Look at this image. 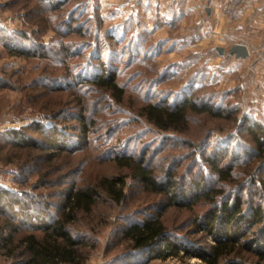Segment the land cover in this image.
I'll return each mask as SVG.
<instances>
[{
  "label": "rangeland",
  "instance_id": "374dc122",
  "mask_svg": "<svg viewBox=\"0 0 264 264\" xmlns=\"http://www.w3.org/2000/svg\"><path fill=\"white\" fill-rule=\"evenodd\" d=\"M147 1L0 0V188L8 192L0 195V224L14 218L18 240L32 229L17 216L13 199L41 207L52 221L68 191L123 177L122 201L102 192L92 210L70 224L87 243L83 264H203L195 251L217 243L215 233L227 230L223 206L238 199L243 219L235 233L229 230L237 238L232 255L264 264V215L254 218L264 209V156L252 139L255 123L264 134L263 59H237L228 51L234 40L221 30L203 19L183 24L169 0H156L154 8ZM5 42L24 53H10ZM109 71L123 89L120 97L95 82ZM187 101L220 115L189 111L185 130H162L142 110L148 103ZM57 128L78 148H48L45 134ZM12 130L30 141L17 143ZM121 157L143 160L159 187L169 178L174 186L145 185L117 162ZM219 169L230 171L227 179ZM181 189L189 205L169 198ZM213 211L220 214L215 233L201 226ZM154 219L181 246L178 254L151 258L148 248L133 247L124 235ZM11 262L0 250V264Z\"/></svg>",
  "mask_w": 264,
  "mask_h": 264
},
{
  "label": "trees",
  "instance_id": "16d2710c",
  "mask_svg": "<svg viewBox=\"0 0 264 264\" xmlns=\"http://www.w3.org/2000/svg\"><path fill=\"white\" fill-rule=\"evenodd\" d=\"M77 30L80 31L81 27ZM11 44L8 42L4 43L10 53L20 55L24 53L22 50L17 49L16 45ZM95 82L97 85L113 90L114 93L119 92V97L123 93V89L115 81L113 71H109L106 75H101ZM142 110L147 120L162 130H185L188 127L189 111L220 115L218 111H213L207 105H196L191 101L184 102L180 106L175 107L148 103ZM255 126L259 131L252 132V139L259 149L258 153L264 156L263 128L257 123H255ZM11 133H13L14 140L19 144L25 145L30 141L26 133L21 130H12ZM44 144L56 153L72 152L78 148V142L70 138V135L66 131L59 130L58 128L57 130L52 129L50 133L45 134ZM56 153H53V155ZM124 160L122 157L117 158V162L121 166L131 167L133 177L138 178L145 185L152 186L155 189L163 188L164 190H167L170 186H174V181L169 178L166 184L159 187L152 171L143 165V160H135L134 164ZM209 160L213 167L217 169L214 165V160L211 158ZM219 170L223 173L226 172L223 179H227L230 171ZM125 184L126 181L123 177H104L97 183L76 187L74 190L68 191L64 194L66 199L62 214L52 221L45 218L44 210L41 207L32 206V208L28 203L13 199L11 201L13 207L16 204L19 205V207H14L18 211L17 216L21 218L23 223L28 224L32 231L16 240L14 235L19 230V227L13 223L14 218L12 219L13 221L11 220L12 222L7 221L4 224H0V250L7 258L12 260L11 264H83L89 254L85 250L87 243L73 234L70 224L77 219L80 212L89 213L102 195V192H106L112 199L118 202L122 201L125 196ZM2 194H8L7 190L0 188V195ZM184 194L188 193H185V190L181 189L180 193L175 196L171 194L169 198L172 200V203L178 198V203L175 201V204L186 206L190 204L192 199L190 200V195L184 197ZM179 197L181 198L180 200ZM239 204L238 199L231 208L227 204L223 206L226 214L222 216V220L223 224H226L227 227V230L222 233L223 235H221V230L215 233V222L220 215L218 211L210 212L207 220L201 224L206 230L215 233L217 240V243L208 250L195 251L204 260L203 264H251L238 255H232L236 249L237 238L233 233L229 235V230L233 228V232L235 233L242 222L243 218L238 216ZM263 215L264 209L261 211V208H259L254 214V218H260ZM8 230L10 234L5 235V232ZM262 232H264V229ZM124 235L132 242L133 247L140 249L148 248L152 255L151 258L165 257L170 254L176 255L179 252L178 248L181 247L169 239L166 228L160 219L146 220L142 224L131 225ZM222 236L225 237L223 242H221ZM183 248L188 252V247L183 246ZM249 249V251H252L251 244L249 245ZM260 255V258L264 259V253L261 252Z\"/></svg>",
  "mask_w": 264,
  "mask_h": 264
},
{
  "label": "crops",
  "instance_id": "0c3cea01",
  "mask_svg": "<svg viewBox=\"0 0 264 264\" xmlns=\"http://www.w3.org/2000/svg\"><path fill=\"white\" fill-rule=\"evenodd\" d=\"M150 1L151 8H154L156 0ZM217 3L218 0H169V9L179 10L181 22L185 25L203 19L206 27L221 30L227 37L232 38L234 41L231 46L236 43L246 44L250 59L257 54L263 59L258 65L263 70L260 73L264 75V0H243L242 12L235 18L222 13Z\"/></svg>",
  "mask_w": 264,
  "mask_h": 264
},
{
  "label": "built area",
  "instance_id": "2783aa9c",
  "mask_svg": "<svg viewBox=\"0 0 264 264\" xmlns=\"http://www.w3.org/2000/svg\"><path fill=\"white\" fill-rule=\"evenodd\" d=\"M243 0H218V8L222 13L235 18L242 12Z\"/></svg>",
  "mask_w": 264,
  "mask_h": 264
},
{
  "label": "water",
  "instance_id": "95a60500",
  "mask_svg": "<svg viewBox=\"0 0 264 264\" xmlns=\"http://www.w3.org/2000/svg\"><path fill=\"white\" fill-rule=\"evenodd\" d=\"M217 50L220 53V55H224L226 52L225 48L222 46L217 47ZM229 53L231 55H234L237 59L247 58L250 55L248 46L243 43H236L232 45L229 49Z\"/></svg>",
  "mask_w": 264,
  "mask_h": 264
}]
</instances>
